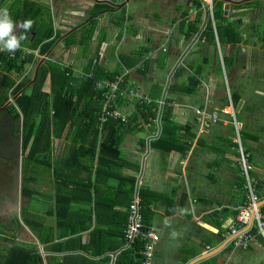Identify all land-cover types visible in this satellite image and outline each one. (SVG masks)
Segmentation results:
<instances>
[{
    "label": "crops",
    "instance_id": "1",
    "mask_svg": "<svg viewBox=\"0 0 264 264\" xmlns=\"http://www.w3.org/2000/svg\"><path fill=\"white\" fill-rule=\"evenodd\" d=\"M216 1H220L223 11L219 28L221 35L231 30L228 27L230 21L241 36L239 44L219 42L218 22L214 14L212 17L206 10L203 0H0V8L7 7L13 20L26 3L35 4L36 8L29 11L32 14L29 17L40 19L38 28L44 21H51L53 38H60L50 55L51 60L78 73L84 71L88 59L98 49L103 68L108 72L119 68L124 72L125 69L132 70L129 75L131 86L151 97L162 89L163 101L173 65L183 62L168 87L167 98L174 101L175 122L181 126L191 125L192 136L186 137L191 147L187 155L162 153L151 148L153 140L150 142L147 137L153 129L140 126L141 119L138 122L133 120L135 124L123 131L120 146L128 163L126 167L104 172L100 178L94 181L92 177L89 182L88 173L80 169L76 175L70 172L73 183L62 186L60 198L56 197L54 183L45 177L39 184L31 185L36 194L27 199L30 219L40 218L45 224L55 225L51 211L56 206V199L60 203L71 200L76 218L81 206H90L85 207L88 210L99 206L100 228L119 229L124 225L123 217L134 200L126 178H135L136 184L140 182L139 191L145 192L147 201L151 203L148 206L152 212L149 229L160 236L153 264H192L202 256L208 258L198 264H264L262 238L246 249L235 246L234 236L230 234V227L237 221L240 207L247 198L244 190L246 181L241 176L238 154L234 150V132L229 117L223 116L221 122L211 125L204 134H198L191 112L204 104L205 86L210 89L209 110L229 109L223 76H218L215 70L217 59L223 64L230 61L229 70L225 73L229 77L245 148L251 155L254 168L251 175L261 204L264 201V0H213L212 12ZM210 20L216 29V47L200 42L202 33L187 41L185 32L188 27L183 21L196 23L202 32ZM91 22L95 23V28L89 52L84 56L87 59L81 57L80 48L65 49L63 39L71 33L78 38L80 31ZM15 31L19 36L20 28ZM168 39L171 41L170 64L163 63V68L158 54ZM123 56L130 67L122 61ZM44 58V61L48 60L47 56ZM201 64L205 66L198 67ZM198 75H201V84L196 91L182 93V87ZM15 76L12 78L17 81ZM121 111L127 117H139L134 101L123 105ZM184 134L180 133L181 139H185ZM142 142L146 147L144 152ZM64 148V140H55L54 155L57 159ZM88 184H93L91 202L86 190ZM19 190L20 202L21 182ZM37 206H45L46 212H35L33 207ZM96 224L93 215L89 226L92 229ZM255 226L254 221L247 227L253 231ZM29 229L32 236L30 244L39 250L44 249L36 228L31 226ZM83 236L85 244L89 233L85 232ZM44 250L45 258L52 256Z\"/></svg>",
    "mask_w": 264,
    "mask_h": 264
},
{
    "label": "trees",
    "instance_id": "2",
    "mask_svg": "<svg viewBox=\"0 0 264 264\" xmlns=\"http://www.w3.org/2000/svg\"><path fill=\"white\" fill-rule=\"evenodd\" d=\"M35 8V4L26 3L19 16L14 19L16 23L24 20L33 21L31 29L27 32L20 29L19 35L24 34L27 37L21 41L20 48L22 50L18 49L15 53L0 51V127L3 132H0V137L2 136L4 139V146H0V150L10 151L12 149L19 158L20 152H17V150H21L24 157L23 176L21 178V195L23 198H33L36 192L34 188L31 189V185L39 184L40 180L45 179V177H49L54 183L56 197L60 198L63 194L61 191L62 186L73 183L74 179L73 176H70V172L76 175L75 172L80 169L88 173L89 182L92 177L95 181L104 172L114 170V168L122 169L128 165L120 151L123 131L125 128L133 126L139 119H141L140 126H146L151 118H158V102L162 101V89H159L156 95L150 96L155 101L153 104L142 107L136 100L135 104H137L139 117H128L131 121L128 126H125L121 121L111 119L100 129L97 119L101 110L103 82L124 74V70L119 68L115 72H108L103 68L100 65L102 56H100L98 49L95 51V55L88 59L86 68L81 73L51 60L50 55L60 38H53V28L50 20L48 23L44 21L38 28L40 19L29 17L31 14L29 11ZM213 12L218 22H216V28L219 42L222 44H239L241 36L237 32L236 26L230 21H228V27L231 30L228 29V32L222 33V35L219 31L220 23L223 20L220 1L215 2ZM200 21L201 19H198V22ZM182 23L188 27L185 32L188 42L199 33L200 35L202 33L200 42H206L211 47L217 46L216 29L211 20L202 32H200L196 23L187 24L185 21ZM94 28L95 23L91 22L87 28L80 31L78 38L72 33L67 35L63 39L64 48H80L81 57L83 58L88 53V47L94 35ZM103 37L101 36V38ZM24 50L31 52L27 53ZM36 52L40 57L47 56L48 60L40 61L35 55ZM121 58L123 62H126V57ZM94 60L98 62L94 63ZM229 63L230 61L226 60L223 66L224 69H222L221 62L217 59L215 71L218 76H223V79V70L224 72L229 70L231 65ZM126 64L130 67L128 62ZM32 66L35 67V70L25 77ZM204 66L205 64L198 65L200 68ZM199 71H196V73H199ZM14 74L18 76L17 81L12 78ZM200 76L191 78L190 83L182 87V93H194L201 84ZM49 79H51L52 87L50 92H47L45 87ZM223 83L226 86L225 81ZM130 86L131 82L128 76L124 88ZM225 86H223L224 89ZM130 88L134 87L131 86ZM10 98H13L14 101L7 105ZM164 99L165 106L160 117L161 134L151 142V148L162 151V153L180 152L185 157L191 148L186 138L192 136L191 125L181 126L177 124L173 114L174 101L167 97ZM129 103H131L129 99L117 97L114 106L121 108ZM181 132L185 133V139L180 138ZM60 139L64 140L65 148L57 159L54 155V142ZM145 148V143L142 142L143 152ZM82 161L88 163L83 164ZM126 181L131 189L132 198H134L133 191L135 192L136 180L135 178H126ZM92 187L93 184H88L86 189L90 202ZM138 197L142 213L145 215L146 226L150 228L152 212L148 206L151 203L147 201L146 193L143 191H139ZM70 201L60 203V200L56 199V206L51 211L56 220L55 225L45 224L40 218H37L38 220L30 219L29 207L22 210L25 226L36 228L40 242L44 244V249L50 252L52 256L45 258L37 246L13 245L5 249L4 254L0 257V264L145 263V258L142 255L145 249V241L139 239L132 247H126V231L129 224L128 211L127 215L123 217L124 225L119 229L111 230L112 228H100L98 225L99 206L91 207V210L85 208L90 206H81L79 217L76 218ZM130 206L131 204L128 209ZM93 215L97 224L91 229L89 224ZM19 224L20 221L18 226ZM0 228V234L8 230L5 227ZM85 232L89 233V239L84 244L83 233ZM1 240L6 243L13 241L4 238H1Z\"/></svg>",
    "mask_w": 264,
    "mask_h": 264
},
{
    "label": "built area",
    "instance_id": "3",
    "mask_svg": "<svg viewBox=\"0 0 264 264\" xmlns=\"http://www.w3.org/2000/svg\"><path fill=\"white\" fill-rule=\"evenodd\" d=\"M206 1V10L210 12V15L213 17L214 12H212V2L213 0H204ZM169 39L166 40V46H169ZM161 52H167V49H159ZM37 59L45 60L44 57L36 55ZM98 61L95 60L94 63ZM183 62H177L174 64L169 73L167 79L168 87L172 84V81L175 77L177 70L182 67ZM224 66L223 62L221 63ZM224 69V68H223ZM35 67L32 66L25 77L33 73ZM125 73L122 75H117L114 79L103 82V92L101 94V110L98 114L97 124L101 129L102 126L108 120L121 121L125 126L131 124L129 118L122 113L121 108L114 106L115 99L117 97L127 98L130 101L137 102L142 107L147 104H153L155 101L150 98L149 95L142 92L137 88H124L127 77L132 74V70L125 69ZM224 71V70H223ZM14 74L13 76H15ZM16 80L18 76L16 75ZM224 81H225V94L226 101H228V108H215L214 110H209L208 104L210 102L209 94L210 89L208 87H203L205 91L204 104L199 108H193L191 110L194 120V125L197 128L198 134H204L211 127V125L216 124L222 121L223 116L229 117V122L233 127V146L234 150L238 154V163L240 166L241 176L245 179L246 183L244 185V190L246 192V202L240 207L239 214L237 216V221L231 225L230 234L234 236V244L237 247L250 248V244L255 242L258 238L264 240V207L260 206V196L257 193L256 186L254 184L252 173L254 168L251 163V155L245 148L244 137L241 129V125L238 122L237 114L234 107L232 91L230 88V81L228 75L224 72ZM166 89L164 96L167 97L168 88ZM137 100V101H136ZM159 108L157 110L158 118L150 119L146 124L148 129H153L151 134L147 137L151 142L155 138L159 137L161 134V114L165 106V99L159 101ZM137 105V104H136ZM146 149V148H145ZM140 182L136 184L134 200L131 206L128 209V229L126 231L127 247H132L137 243L139 239L145 241V249L143 251V256L145 258L144 264H153L156 254V248L160 241V236L156 234L152 229L147 228L145 222V215L142 213L139 198H138V186ZM256 222L255 229L252 231L251 228L247 226Z\"/></svg>",
    "mask_w": 264,
    "mask_h": 264
},
{
    "label": "rangeland",
    "instance_id": "4",
    "mask_svg": "<svg viewBox=\"0 0 264 264\" xmlns=\"http://www.w3.org/2000/svg\"><path fill=\"white\" fill-rule=\"evenodd\" d=\"M203 2L205 3V5H207L206 1L203 0ZM171 42V41H170ZM163 46L162 48L167 49V52H161L158 54L161 58H160V62H161V67L165 68V66H163L164 64H170L169 62V53L171 52V48L170 45L166 46L165 45H161ZM151 51V49H150ZM89 52V50H88ZM51 81L50 79L48 80V84L45 87L46 91H50L51 89ZM14 101L13 98H10V101L7 102L8 104H11ZM6 105V106H7ZM2 128L0 127V132H2L1 130ZM3 137H0V146L3 147L4 146V141H3ZM17 152L19 153L20 156V164H19V176L17 178V190L18 193L20 192L19 188H18V183L20 185L21 182V176H22V166H23V155L21 153V150H17ZM2 156V155H0ZM13 166L14 164H10V163H6V162H0V200H1V195L3 193L4 188L7 187L8 184H10L11 179L13 176H15V171L13 170ZM12 176V177H8V176ZM18 200H8L6 201L5 204H3V206L0 205V227H5L8 230H6L5 232L0 234V257L4 254L5 249L10 248L13 245H17V246H29L32 247V245L29 242V239H32V236H30V232H29V228H27L24 224L23 221V216H22V210H24L25 208L27 209L28 206V200L24 199L23 197L20 198V202H19V195H18ZM13 204V205H12ZM21 205V207H19ZM8 208L14 209L16 208V212H17V217L16 221H20V224L18 226V223L14 222V224L10 223V221H8V214H10V211H8ZM33 210L36 212L41 211L42 213H45V206H37V207H33ZM28 213V212H26ZM27 215V214H26ZM39 217H41L39 215ZM1 229V228H0ZM1 238L4 239H8V240H13L12 242H4L1 240ZM40 247V246H39ZM43 252V255L45 257V250L44 249H40Z\"/></svg>",
    "mask_w": 264,
    "mask_h": 264
},
{
    "label": "clouds",
    "instance_id": "5",
    "mask_svg": "<svg viewBox=\"0 0 264 264\" xmlns=\"http://www.w3.org/2000/svg\"><path fill=\"white\" fill-rule=\"evenodd\" d=\"M32 24V20H24L17 24L7 7L0 8V51L15 53L21 47V41L27 38L24 34L18 36L15 30L20 28L27 32Z\"/></svg>",
    "mask_w": 264,
    "mask_h": 264
},
{
    "label": "flooded vegetation",
    "instance_id": "6",
    "mask_svg": "<svg viewBox=\"0 0 264 264\" xmlns=\"http://www.w3.org/2000/svg\"><path fill=\"white\" fill-rule=\"evenodd\" d=\"M0 154L2 156H0V162H6V163H10V164H14L13 166V170L15 171V176H8V177H12L10 184L7 185L6 188H4L5 191H3L2 195H1V200H0V205L3 206V204L6 203V201L8 200H18V190H17V178L19 176V164H20V158L17 157V154L15 153L14 150H10V151H4V150H0ZM18 188H19V183H18ZM13 205V204H12ZM16 208L11 209L8 208V211H10V214H8V221H10V223L14 224V222L18 223L16 221L17 217V212L15 211Z\"/></svg>",
    "mask_w": 264,
    "mask_h": 264
},
{
    "label": "water",
    "instance_id": "7",
    "mask_svg": "<svg viewBox=\"0 0 264 264\" xmlns=\"http://www.w3.org/2000/svg\"><path fill=\"white\" fill-rule=\"evenodd\" d=\"M260 206H261V207L264 206V201H262V203L260 204ZM207 258H208V257H206V256H202V257L196 259V260L194 261V263H192V264H198V263H200V262L205 261Z\"/></svg>",
    "mask_w": 264,
    "mask_h": 264
}]
</instances>
